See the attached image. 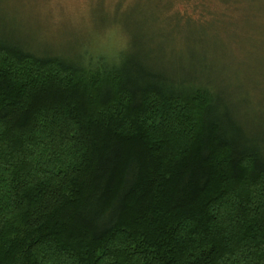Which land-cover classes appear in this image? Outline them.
<instances>
[{
	"label": "trees",
	"instance_id": "obj_1",
	"mask_svg": "<svg viewBox=\"0 0 264 264\" xmlns=\"http://www.w3.org/2000/svg\"><path fill=\"white\" fill-rule=\"evenodd\" d=\"M5 24L0 264H264V130L230 84L38 52Z\"/></svg>",
	"mask_w": 264,
	"mask_h": 264
},
{
	"label": "rangeland",
	"instance_id": "obj_2",
	"mask_svg": "<svg viewBox=\"0 0 264 264\" xmlns=\"http://www.w3.org/2000/svg\"><path fill=\"white\" fill-rule=\"evenodd\" d=\"M162 1L9 0L0 19L34 50L65 57L83 54L92 32L120 25L130 39L126 61L167 81L195 76L212 90L221 82L226 94L228 83L234 118L264 130V0Z\"/></svg>",
	"mask_w": 264,
	"mask_h": 264
},
{
	"label": "clouds",
	"instance_id": "obj_3",
	"mask_svg": "<svg viewBox=\"0 0 264 264\" xmlns=\"http://www.w3.org/2000/svg\"><path fill=\"white\" fill-rule=\"evenodd\" d=\"M130 39L120 25L92 32L82 46L83 59L92 65L107 64L119 68L128 57Z\"/></svg>",
	"mask_w": 264,
	"mask_h": 264
}]
</instances>
